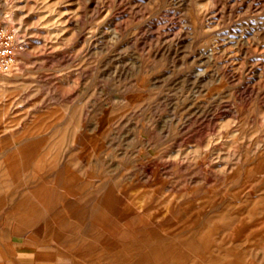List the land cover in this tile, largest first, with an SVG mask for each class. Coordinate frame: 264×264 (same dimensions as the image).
<instances>
[{"label": "rangeland", "instance_id": "obj_1", "mask_svg": "<svg viewBox=\"0 0 264 264\" xmlns=\"http://www.w3.org/2000/svg\"><path fill=\"white\" fill-rule=\"evenodd\" d=\"M0 20L22 46L0 219L37 260L264 264V0H0Z\"/></svg>", "mask_w": 264, "mask_h": 264}, {"label": "crops", "instance_id": "obj_2", "mask_svg": "<svg viewBox=\"0 0 264 264\" xmlns=\"http://www.w3.org/2000/svg\"><path fill=\"white\" fill-rule=\"evenodd\" d=\"M35 254L27 237H19L17 220L0 219V264H44Z\"/></svg>", "mask_w": 264, "mask_h": 264}, {"label": "built area", "instance_id": "obj_3", "mask_svg": "<svg viewBox=\"0 0 264 264\" xmlns=\"http://www.w3.org/2000/svg\"><path fill=\"white\" fill-rule=\"evenodd\" d=\"M14 28L0 20V73L10 72L17 64V52L21 49Z\"/></svg>", "mask_w": 264, "mask_h": 264}, {"label": "bare ground", "instance_id": "obj_4", "mask_svg": "<svg viewBox=\"0 0 264 264\" xmlns=\"http://www.w3.org/2000/svg\"><path fill=\"white\" fill-rule=\"evenodd\" d=\"M191 247V246H190ZM151 250V249H150Z\"/></svg>", "mask_w": 264, "mask_h": 264}]
</instances>
